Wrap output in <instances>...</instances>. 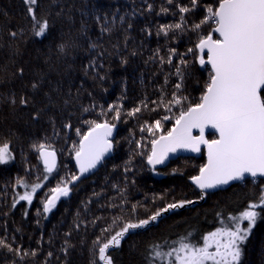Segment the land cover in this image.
<instances>
[{
  "label": "trees",
  "instance_id": "16d2710c",
  "mask_svg": "<svg viewBox=\"0 0 264 264\" xmlns=\"http://www.w3.org/2000/svg\"><path fill=\"white\" fill-rule=\"evenodd\" d=\"M180 2L187 4L188 0ZM201 3L215 5L217 0ZM148 4L153 6L152 11L147 10ZM162 6L177 11L166 5V0H38L37 16L47 20L50 27L44 37H36L24 0H0V144L7 141L13 157L0 164V239H6L13 248L37 253L21 257L0 247V264H100L93 254V242L114 217H120L121 223L112 228V233L123 221L147 218L172 202L193 201L163 212L143 229L130 231L119 248L110 249L113 264H147L153 242L171 243L188 233L193 243L202 244L204 235L228 227L227 217L245 210L259 193L264 179L254 184L249 177L226 190L207 192L201 199L200 190L190 180L206 162L204 151L195 156H177L161 169L149 168L151 141L174 124V118L162 121V131H156L155 136L149 134L146 124L166 114L161 107L155 112L142 111L135 118L122 114L116 122L111 154L96 170L72 183L69 196L61 197L46 219L36 215L52 187L73 174L79 175L71 152L73 142L80 139L75 129L87 132L89 125L85 121L110 120L112 113L100 115L101 106L106 111L110 104H122L129 110L145 96L157 99L165 75L174 69L162 66L155 50L159 48L160 56L167 58L169 48L184 53L194 46L197 35L191 31L177 33L174 38L156 35L161 25L179 21V15L161 13ZM204 14L202 7L188 14L189 26ZM105 23L112 31L102 35ZM13 31L19 34L16 38L9 35ZM209 31L206 24L201 34ZM93 43L97 44L95 50L90 47ZM60 45L65 46L64 53ZM185 59L190 64L184 94L195 103L210 69L202 68L193 55ZM93 60L103 67H88ZM175 81V76L169 78V95ZM33 82L38 85L35 90ZM21 95L28 98L27 106L19 104ZM13 97L15 105L10 102ZM84 108L89 111L84 112ZM66 124L71 129L65 128ZM141 127L145 131L141 132ZM207 138L215 136L209 133ZM41 142L51 144L58 153V172L47 181L43 179V164L32 147ZM129 160L131 170L125 172ZM18 179H25L29 185L43 182L31 206L20 201L12 208L13 200L21 194ZM122 199L126 202L122 203ZM97 217L100 219L93 225ZM110 234L104 233V237ZM241 264H264V219H258L243 245Z\"/></svg>",
  "mask_w": 264,
  "mask_h": 264
},
{
  "label": "snow or ice",
  "instance_id": "6c2138e0",
  "mask_svg": "<svg viewBox=\"0 0 264 264\" xmlns=\"http://www.w3.org/2000/svg\"><path fill=\"white\" fill-rule=\"evenodd\" d=\"M24 2L28 5L27 12L32 21L33 34L44 37L50 25L47 20L37 16L38 0ZM166 5L174 6L177 11L172 12L171 8L162 6L160 12L179 15V21L161 25L156 35L174 38L177 33L191 31L197 35L194 46L184 53H178L176 48H169L167 58L160 56L159 48L155 50L160 64H167L174 69L165 75L157 99L149 100L145 96L137 106L129 110H125L122 104H110L106 111L101 106L100 115L107 117L108 113H112L110 120L85 121L89 125L87 132L75 129L80 139L73 142L71 152L74 154L79 175L73 174L70 179L63 180L50 189V194L41 201L42 207L36 210L38 217L46 219L47 214L56 208L57 201L61 197L69 196L70 185L79 180L80 176L96 169L105 156L112 152L113 131L122 114L135 118L142 111L155 112L161 107L166 114L156 119L153 124H146L149 134L155 136L156 131H162V121L174 118V124L166 133L151 141L147 163L153 168L164 164L169 153H175L178 149L200 153L203 146L207 151V162L200 167L199 174L191 178L192 183L200 189L201 199L208 190L227 186L232 182H245L249 177L254 184L257 178H264V0H217L215 5L202 4L201 0H188L187 4L180 0H166ZM201 7L204 17L189 26L188 14ZM147 10L152 11L153 6L148 4ZM120 20L123 22V17ZM206 24L210 31L201 34V29ZM128 27L131 28V24ZM111 31L112 28L107 23L101 27L102 35ZM9 35L16 38L19 34L13 31ZM90 47L95 50L97 44L93 43ZM59 50L64 53L65 46L60 45ZM135 54L134 52L133 55ZM98 55L102 56L103 53ZM189 55L195 56L202 68L210 66L209 79L195 103L184 94L190 64L185 57ZM174 60L178 62L174 63ZM88 67L97 70L103 64H97L93 60ZM20 75H23V69H20ZM172 76L176 77V81L169 95L167 85ZM99 79L103 80L104 77L99 76ZM31 87L35 90L38 85L33 82ZM10 102L13 105L17 103L15 97ZM28 103V98L21 95L19 104L27 106ZM83 111L88 112L89 108H84ZM64 127L71 129L72 126L66 124ZM194 130L197 135L193 134ZM206 130H213L212 135L215 138H206ZM140 131H145V127H141ZM32 147L42 160L43 172L46 174L43 179L47 181L50 175L58 172V153L47 142L34 144ZM137 147H140L139 142ZM11 159L13 157L10 145L5 141L0 144V164H6ZM130 163V160L126 162L125 172L131 170L128 166ZM16 183L24 188L29 187L25 179H18ZM42 187V183L31 184L30 191L17 194L18 199L13 200L12 208L20 201L31 206L37 190ZM121 197H124L123 192ZM124 202L126 199H122V203ZM191 203L193 201L190 200L169 203L147 218L123 221L119 230L112 233V228L121 223L120 217H114L112 224L102 228L101 236L93 242L96 249L93 254L97 256L100 264H113L110 249L119 248L126 234L147 227L169 209L181 208ZM135 207L133 205V211ZM98 219L100 218L92 221L93 225ZM258 219H264V185H261L259 193L255 194L245 210L227 217L228 227H220L204 235L202 244L193 243L188 233L171 243L167 240L153 242L148 249L147 264H241L243 245ZM104 233L111 234L104 237ZM0 247L21 257L37 255L35 251L29 253L21 248H13L6 239H0ZM48 256L51 257L52 253L49 252ZM92 264L97 262L93 261Z\"/></svg>",
  "mask_w": 264,
  "mask_h": 264
},
{
  "label": "water",
  "instance_id": "95a60500",
  "mask_svg": "<svg viewBox=\"0 0 264 264\" xmlns=\"http://www.w3.org/2000/svg\"><path fill=\"white\" fill-rule=\"evenodd\" d=\"M214 35H215V34H214ZM214 38H215V37H214ZM208 67H209V69H210V66H208ZM212 131H213V130H206V138H207V135H208L209 133L212 134ZM193 134H194V135H197L198 133L194 130ZM114 135H115V129H114V131H113V137H114ZM113 139H114V138H113ZM151 147H152V145H151ZM202 151H204V155L206 156V162H207V151H206L205 148H203V146H202L201 152H202ZM201 152H200V153H201ZM200 153H193V152H191V151L178 149L175 153H169L168 159L165 161L164 164L156 165L154 168H153V166L149 165L148 163H147V165H148V167L151 168V169H161L162 167L167 166L168 163H169L172 159L177 158V156H182V157H183V156H195V155H199ZM110 154H111V153H109L108 155H106L104 159H106ZM40 161H41V163H42V160H41V159H40ZM57 162H58V156H57ZM74 162H75V159H74ZM206 162H205V163H206ZM42 164H43V163H42ZM75 164H76V162H75ZM57 165H58V163H57ZM99 165H100V164H99ZM99 165H98V166H99ZM98 166H97V167H98ZM76 169H77V172H79V169H78V166H77V165H76ZM94 170H96V169H94ZM94 170H92V171H94ZM92 171H90V172H88V173H86V174H84V175H82V176H80V177H86V175H88V174L91 173ZM198 174H199V173H198ZM198 174H197V175H198ZM194 176H196V175H194ZM257 179H260V178H257ZM262 179H264V178H262ZM190 183H191L192 186L196 187V186L192 183V179L190 180ZM233 184H238V182H232L231 184H229V185H227V186H222V187H219V188H216V189H211V190H208L207 192H217V190H226L227 188H229V186H231V185H233ZM196 188H197V187H196ZM197 189H198V188H197ZM199 190H200V189H199Z\"/></svg>",
  "mask_w": 264,
  "mask_h": 264
},
{
  "label": "rangeland",
  "instance_id": "374dc122",
  "mask_svg": "<svg viewBox=\"0 0 264 264\" xmlns=\"http://www.w3.org/2000/svg\"><path fill=\"white\" fill-rule=\"evenodd\" d=\"M43 183V182H42ZM34 184V183H33ZM31 185H29L28 188H24V187H21V194H23L25 191H30L31 188H30ZM40 189H38L37 191H39Z\"/></svg>",
  "mask_w": 264,
  "mask_h": 264
}]
</instances>
